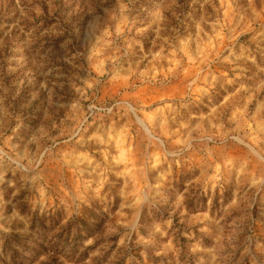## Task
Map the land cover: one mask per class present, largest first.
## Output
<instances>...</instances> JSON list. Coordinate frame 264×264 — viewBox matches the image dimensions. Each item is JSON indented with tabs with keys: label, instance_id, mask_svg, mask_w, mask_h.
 <instances>
[{
	"label": "rangeland",
	"instance_id": "rangeland-1",
	"mask_svg": "<svg viewBox=\"0 0 264 264\" xmlns=\"http://www.w3.org/2000/svg\"><path fill=\"white\" fill-rule=\"evenodd\" d=\"M50 255L264 264V0H0V264Z\"/></svg>",
	"mask_w": 264,
	"mask_h": 264
},
{
	"label": "trees",
	"instance_id": "trees-1",
	"mask_svg": "<svg viewBox=\"0 0 264 264\" xmlns=\"http://www.w3.org/2000/svg\"><path fill=\"white\" fill-rule=\"evenodd\" d=\"M38 250H45L44 247H41L39 245H35L34 246V251H29L30 253V258H31V262H33L36 259V256L38 254ZM28 253V254H29ZM40 264H56V259H54L52 257V255L49 256V258L47 259V261L45 262H41Z\"/></svg>",
	"mask_w": 264,
	"mask_h": 264
}]
</instances>
